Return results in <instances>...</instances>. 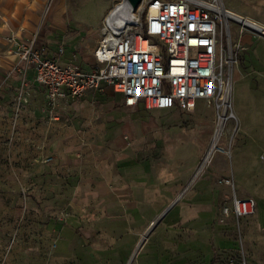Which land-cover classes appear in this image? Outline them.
<instances>
[{"label":"rangeland","instance_id":"obj_1","mask_svg":"<svg viewBox=\"0 0 264 264\" xmlns=\"http://www.w3.org/2000/svg\"><path fill=\"white\" fill-rule=\"evenodd\" d=\"M21 1L35 10L31 40L87 67L117 0ZM223 2L264 20V0ZM232 37L245 46L233 48L231 153L199 173L217 121L206 100L130 107L107 86L49 103L33 80L1 76L0 264H264V37L238 23ZM226 174L256 197L255 214L222 218Z\"/></svg>","mask_w":264,"mask_h":264},{"label":"built area","instance_id":"obj_2","mask_svg":"<svg viewBox=\"0 0 264 264\" xmlns=\"http://www.w3.org/2000/svg\"><path fill=\"white\" fill-rule=\"evenodd\" d=\"M225 9L223 0H142L136 8L130 0H117L103 18L91 67L62 65L43 44L11 33L6 39L18 60L10 74L18 73L23 87L33 80L49 103L107 86L121 93L123 104L130 107L192 111L199 100H206L217 121L199 173L216 150L231 153L234 136L226 137L227 122L238 118L232 98L231 68L238 62L233 48L245 46L233 42L232 25H240V34L251 31L264 37V23L245 15L226 17ZM221 181L234 190L221 206L222 218L240 220L256 213V197L239 196L231 176Z\"/></svg>","mask_w":264,"mask_h":264},{"label":"crops","instance_id":"obj_3","mask_svg":"<svg viewBox=\"0 0 264 264\" xmlns=\"http://www.w3.org/2000/svg\"><path fill=\"white\" fill-rule=\"evenodd\" d=\"M27 9L28 8L24 5V3H22L21 0H0V77L1 76L5 77L4 74L6 72L7 73L9 72V75L11 76L13 75L20 76L16 72L10 74L13 65L16 64L18 60V55L14 52V49L12 48L11 44L7 42L6 37L12 32V33H16L24 41H30L31 38H33L36 30L35 10H32L26 16L25 13ZM100 9L101 8H99L97 11H99ZM61 12L62 11H57V14ZM60 15L61 14H58V18L61 17ZM256 20L264 23V20L262 19L257 18ZM92 65L85 67L89 68ZM225 176L233 177L236 184V179L233 175L226 174ZM223 185L230 188V186L227 184L223 183ZM95 190H98L99 194L102 192L99 187L96 188ZM235 192L237 193V184H236ZM231 195L232 193L227 194L224 197L223 204H225L226 202L228 203V196ZM245 196H250V195H245Z\"/></svg>","mask_w":264,"mask_h":264},{"label":"bare ground","instance_id":"obj_4","mask_svg":"<svg viewBox=\"0 0 264 264\" xmlns=\"http://www.w3.org/2000/svg\"><path fill=\"white\" fill-rule=\"evenodd\" d=\"M226 7V6H225ZM224 14H225V16L226 17H229V16H237V15H241V14H239L238 12H236V11H234V10H232V9H230V8H228V7H226V9L224 10ZM242 16V15H241ZM249 20H251V18L250 17H247Z\"/></svg>","mask_w":264,"mask_h":264},{"label":"water","instance_id":"obj_5","mask_svg":"<svg viewBox=\"0 0 264 264\" xmlns=\"http://www.w3.org/2000/svg\"><path fill=\"white\" fill-rule=\"evenodd\" d=\"M142 0H130V2L133 4L134 8H136Z\"/></svg>","mask_w":264,"mask_h":264}]
</instances>
